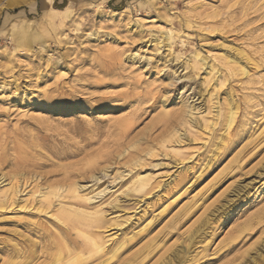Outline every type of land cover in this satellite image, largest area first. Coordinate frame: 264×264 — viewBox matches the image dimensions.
Returning a JSON list of instances; mask_svg holds the SVG:
<instances>
[{
    "label": "rangeland",
    "instance_id": "rangeland-1",
    "mask_svg": "<svg viewBox=\"0 0 264 264\" xmlns=\"http://www.w3.org/2000/svg\"><path fill=\"white\" fill-rule=\"evenodd\" d=\"M9 1L0 202L17 195L0 210V264H264V0ZM194 52L212 80L190 70ZM138 175L152 187L135 192ZM60 207L99 223L71 229Z\"/></svg>",
    "mask_w": 264,
    "mask_h": 264
},
{
    "label": "bare ground",
    "instance_id": "bare-ground-1",
    "mask_svg": "<svg viewBox=\"0 0 264 264\" xmlns=\"http://www.w3.org/2000/svg\"><path fill=\"white\" fill-rule=\"evenodd\" d=\"M21 0H16L15 2L14 1H9V2H6L5 4H4V6L5 7H14L16 4H18V2H20ZM22 1H26V0H22ZM42 5H43V12L44 13H47L48 12V8L45 6V0H42ZM61 12H67V13H69L70 12V9H69V6H65V7H63L61 10H60ZM255 13H256V21L257 22H259L260 23V21H261V23L259 24L258 23V25H257V29L258 28H260V26H263L264 25V6H258V8L256 9V11H255ZM256 25V24H255ZM152 33V32H151ZM171 34L172 33H167V32H163V35H162V37H161V40L159 41V43L158 44H160L161 43V45L160 46H158V48L160 49V48H163V51H166L165 53H163L162 54V56H163V59H164V61H171V60H173L174 59V57L173 56H169L168 55V53H171V46H172V41H171ZM20 35V34H19ZM256 38L255 39H260V38H263L264 39V33H259V34H257L256 36H255ZM155 39H157V38H154V40ZM27 40H28V38H27ZM154 42V41H153ZM257 42V41H256ZM43 43V42H42ZM182 44V43H181ZM184 44V43H183ZM177 45V44H176ZM179 45V44H178ZM262 47V46H261ZM260 47V48H261ZM42 48L46 51V48H45V46H42ZM182 48V47H181ZM231 48V47H230ZM234 48H236V47H234ZM234 50V49H233ZM238 50V49H237ZM237 52V51H236ZM177 53V52H176ZM182 53V52H181ZM191 53H193V52H191ZM195 54H194V56H193V65L191 66V68H190V70L191 71H193V72H198V70L199 69H202L203 70V68H204V71L207 73L206 74V76L207 77H205V78H210L211 77V80H212V76H214L215 75V73L217 72V70H215L214 69V63H213V60H211V61H208L207 59H206V57L205 56H202V55H200L199 53H197V52H194ZM180 54V53H179ZM236 54V53H235ZM238 54H241L242 55V57H244L246 60H248V62H249V59L250 58H248L244 53H243V51L242 50H239L238 51ZM51 56V55H50ZM177 57H178V54L176 55ZM175 56V57H176ZM188 56H190V55H188ZM53 57V56H52ZM51 58V57H50ZM182 58V57H181ZM220 58V57H219ZM179 59V58H178ZM186 59V58H185ZM218 59V58H217ZM222 59L224 60V62H225V64H226V66L228 65L231 69H233V68H236V69H238L239 71H241V73H242V75H245V76H247L248 75V71L245 69V66H243V65H241L240 64V62H241V59H239V60H234V59H232L230 56H229V54L228 55H225V56H223L222 57ZM161 60V59H160ZM175 60V59H174ZM187 60V59H186ZM186 60L182 63V64H185L186 65ZM54 62V61H53ZM174 62V61H173ZM177 62V61H176ZM220 62V61H219ZM45 63V62H44ZM168 63V62H167ZM166 63V64H167ZM237 63L239 64V65H237ZM191 64V63H190ZM54 66L55 67H58V65H57V63H55L54 62ZM177 67V66H176ZM175 67V68H176ZM217 67V66H216ZM64 68V67H63ZM62 68V69H63ZM61 69V68H60ZM208 69V70H207ZM207 70V71H206ZM220 71V70H219ZM176 72V70L174 69V70H172V75L168 78L169 80H171V82H172V78L174 77L173 75H174V73ZM238 72V71H237ZM178 74V73H177ZM193 76V75H192ZM184 77H186V75L184 76ZM176 78L178 79V78H180L179 76L177 77L176 76ZM204 78V79H205ZM226 81V80H225ZM251 82H253L252 80H250ZM208 82V81H207ZM203 84H204V82H203ZM220 87V86H219ZM244 89V88H243ZM188 99V98H187ZM163 102H165V100H163ZM195 106L193 105V104H189V103H186V107H185V115L187 116L188 114H192L193 113V110H195ZM212 111V110H211ZM195 113V112H194ZM168 114V113H167ZM193 115V114H192ZM221 117V113H220V110H218L217 108L215 109V117H214V120L212 121V123H211V127H213V126H215V124H217V121H218V119ZM232 118L234 119V117H233V112H232V109H229V111H228V117H227V125H226V129L228 130L229 129V125L232 123ZM195 120V119H194ZM190 122H193V120H192V118L191 119H188V123H190ZM198 123V120H195V124H197ZM220 124V123H219ZM176 131V130H175ZM199 132V131H198ZM227 133H228V135L230 134L229 133V131H227ZM231 136H234L233 134L231 135ZM238 136L239 135H237V138H238ZM180 137V136H179ZM178 138V137H177ZM179 140V139H178ZM231 145H234V141L231 143ZM229 146V147H227L226 148V150H227V152H229V151H231V149H232V146ZM173 151H175V150H173ZM226 152V153H227ZM225 153V154H226ZM135 167V166H134ZM150 177V176H149ZM149 177L148 176H141V175H138L136 178H135V180H134V182L135 183H133V190L136 192V191H138V192H142V191H144L148 186L149 187H152V186H150L149 185ZM152 185H154V184H152ZM108 186V185H107ZM12 187V184H11V186H10V188ZM148 187V188H149ZM72 189V188H71ZM151 190V189H150ZM75 191V190H74ZM146 191H147V189H146ZM17 193V190L15 189V188H13V189H11V193L9 194L8 193V195H7V200H8V202L10 203V205H11V203H14V201H15V197H16V194ZM145 194V193H144ZM44 195H46V194H44ZM43 195V196H44ZM47 196V195H46ZM45 196V199L47 198ZM92 197V196H91ZM97 197V196H96ZM42 198V197H41ZM76 199V198H75ZM84 199V198H83ZM89 199V198H88ZM7 200L6 201H1L0 202V210L4 207V204H6V202H7ZM13 205V204H12ZM8 207H10V206H8ZM27 208V207H26ZM48 208V207H47ZM24 209V208H23ZM22 209V210H23ZM36 209V208H35ZM42 209H43V207H42ZM46 209V208H45ZM60 209V211H58V214H57V218L58 219H60V221L62 222V223H70V226L72 227L71 229H77V228H82V229H89L90 227H92V224H98L99 223V220L98 219H95V218H93V217H88V216H86V215H84V214H81V213H79V212H76V213H71V212H68V211H66L65 209H63V208H59ZM36 210H38V209H36ZM39 213V212H38ZM112 223V222H111ZM94 226V225H93ZM91 229V228H90ZM71 231V230H70ZM79 233V232H78ZM98 236V235H97ZM86 245L88 246V248L90 249V250H94V251H96V252H99V251H101V250H103V245H102V243L101 242H99L98 240H96V238L94 237V238H90V237H87V240H86ZM47 247V246H46ZM64 248V247H63ZM116 248V247H115ZM44 252V251H43ZM45 253V252H44ZM115 253V252H114ZM110 254V253H109ZM108 254V255H109ZM32 258L34 257V256H31ZM29 258V260L30 259H32V258ZM110 258H111V256H110ZM79 259V261L81 262V259L79 258V256H77V257H75V258H73V259H71L68 263L69 264H71L72 262H74L75 263V261L74 260H78ZM51 260H53V262H55L57 259L56 258H52ZM85 260V259H84ZM79 262V263H80ZM23 264H25V263H23ZM49 264H52L51 262L49 263Z\"/></svg>",
    "mask_w": 264,
    "mask_h": 264
},
{
    "label": "crops",
    "instance_id": "crops-1",
    "mask_svg": "<svg viewBox=\"0 0 264 264\" xmlns=\"http://www.w3.org/2000/svg\"><path fill=\"white\" fill-rule=\"evenodd\" d=\"M27 3H29V1H28ZM42 6H43V5H42ZM63 7H65V6H63ZM63 7H62V8H63ZM51 9L54 10L53 8H51ZM60 9H61V8H60ZM55 10H58V9H55Z\"/></svg>",
    "mask_w": 264,
    "mask_h": 264
}]
</instances>
